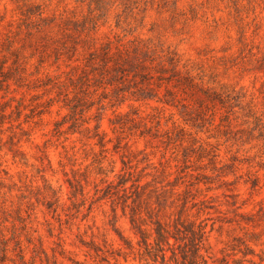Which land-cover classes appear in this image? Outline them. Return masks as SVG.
I'll return each mask as SVG.
<instances>
[{
    "label": "rangeland",
    "instance_id": "374dc122",
    "mask_svg": "<svg viewBox=\"0 0 264 264\" xmlns=\"http://www.w3.org/2000/svg\"><path fill=\"white\" fill-rule=\"evenodd\" d=\"M25 5L46 25L23 22ZM90 8L96 27L67 60L60 27ZM135 38L174 52L223 100L182 94L185 112L157 101L164 87L116 95L91 78L73 114L57 81L108 40ZM132 183L152 218L172 221L186 202L207 264H264V0H0V264H160L122 210ZM177 236L170 264L191 249Z\"/></svg>",
    "mask_w": 264,
    "mask_h": 264
},
{
    "label": "trees",
    "instance_id": "16d2710c",
    "mask_svg": "<svg viewBox=\"0 0 264 264\" xmlns=\"http://www.w3.org/2000/svg\"><path fill=\"white\" fill-rule=\"evenodd\" d=\"M32 9H35V12ZM89 13L91 16L83 18L81 22L66 18L60 27L61 33L70 39L72 43L67 48V52H65L67 60L72 59V51H76L75 45L81 41L85 42V40L76 41V39L81 35L86 36L90 30L96 27L94 22L96 20L95 9L90 8ZM21 15L23 17L21 20L29 24H31V16L37 15V20L35 21L37 25L41 23L46 25V18L41 16L40 5H25ZM90 22H92V26L88 28L86 24ZM42 27L39 26L37 29L41 30ZM119 41L120 39H116L114 43L108 40L100 46L99 50L88 53L84 65L71 67L70 71L65 74L67 81H57L58 88L67 89V87H70L74 94L72 98H68V93H63L65 105L68 106L73 114H75L78 107L76 102L80 100L78 93L82 91L84 93V89L90 85L91 78L98 81L103 88L107 86L113 87V92L116 95L128 90L131 95L151 94V97H157L156 91L164 87V98H158L157 101L171 105L178 103L185 112H189L192 107L182 102L180 98L182 94L192 97L194 94L199 93L205 96L206 101H213L215 98L218 101L223 100L220 94L214 91L210 92V89L204 87L201 81H196V77L185 68L186 66H181L180 59L174 52L150 46L147 42L137 38L127 43H120ZM112 44L115 45L112 47ZM76 69H79V73L73 75L72 70ZM212 95L215 98H212ZM139 97L144 99L148 96ZM73 102L75 103L73 104ZM127 180L125 179L124 181ZM131 186L135 188L136 197L131 199V204H123L122 210L124 211L126 207H129L132 228L141 238L143 251L147 255H154L153 262H157L156 259L159 256L160 264H170L166 261L165 248L170 246L169 238L176 240L177 235L182 234V239H188L189 243L191 241V249L182 250V264H194L196 258L207 264L203 256L199 254L202 242L205 240L204 231H202V228L195 230L191 223H185L181 220V214L186 210V202H184L182 209L178 211L177 218L172 221L170 220L172 214L166 212H155L154 218H152L154 210L151 208V196L150 198L149 196L148 198H143V192L140 194L141 186L137 183H132ZM122 190L125 191L124 188ZM124 203L126 202L124 201ZM143 212L148 215V222L141 215ZM183 226L185 228L189 226V230H181ZM187 231L191 234L192 239L188 236ZM151 238L152 242L149 241ZM173 254L175 260V253L173 252ZM20 259L25 264L22 256Z\"/></svg>",
    "mask_w": 264,
    "mask_h": 264
}]
</instances>
